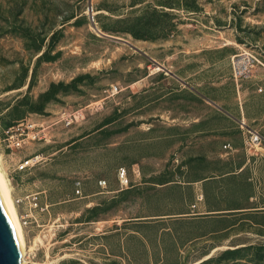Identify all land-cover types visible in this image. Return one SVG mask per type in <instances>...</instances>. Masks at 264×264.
<instances>
[{
    "label": "rangeland",
    "instance_id": "374dc122",
    "mask_svg": "<svg viewBox=\"0 0 264 264\" xmlns=\"http://www.w3.org/2000/svg\"><path fill=\"white\" fill-rule=\"evenodd\" d=\"M242 120L264 134V0H0L29 264H264V144L245 151ZM202 184L231 211L206 215Z\"/></svg>",
    "mask_w": 264,
    "mask_h": 264
},
{
    "label": "bare ground",
    "instance_id": "6f19581e",
    "mask_svg": "<svg viewBox=\"0 0 264 264\" xmlns=\"http://www.w3.org/2000/svg\"><path fill=\"white\" fill-rule=\"evenodd\" d=\"M242 121L244 122V120ZM5 172L0 156V201L9 222L20 264H29L26 256L32 247L30 248L27 244L21 216L13 196L12 185Z\"/></svg>",
    "mask_w": 264,
    "mask_h": 264
},
{
    "label": "built area",
    "instance_id": "2783aa9c",
    "mask_svg": "<svg viewBox=\"0 0 264 264\" xmlns=\"http://www.w3.org/2000/svg\"><path fill=\"white\" fill-rule=\"evenodd\" d=\"M117 91V86L112 87V91ZM73 115H69L67 116L64 121L66 123V125H70L73 121L72 118ZM74 118H76V116L74 115ZM34 127V125L32 126ZM241 129H242V133H243V144H244V148L245 151L247 153H255L257 152L264 144V134H262L261 132H259L256 129L251 128L250 126H248L245 122L242 121L241 125H240ZM13 146L20 148L23 145V140L19 137H16L14 135H7L6 138ZM224 148H230V145L227 144L224 146ZM35 162H32V160H28L25 163L21 164L19 166V170H23L29 166H32ZM118 178L119 181L122 185H127L129 183V179L127 177V171L125 168H121L118 171ZM106 181H99V185L101 187H105L106 186ZM21 200H17L16 202L19 203ZM26 217H28V215L23 216V219H26Z\"/></svg>",
    "mask_w": 264,
    "mask_h": 264
},
{
    "label": "water",
    "instance_id": "95a60500",
    "mask_svg": "<svg viewBox=\"0 0 264 264\" xmlns=\"http://www.w3.org/2000/svg\"><path fill=\"white\" fill-rule=\"evenodd\" d=\"M91 10L92 7L89 6V11ZM122 41L134 47L129 42L125 40ZM0 264H20L14 238L4 208L1 204V201H0Z\"/></svg>",
    "mask_w": 264,
    "mask_h": 264
},
{
    "label": "crops",
    "instance_id": "0c3cea01",
    "mask_svg": "<svg viewBox=\"0 0 264 264\" xmlns=\"http://www.w3.org/2000/svg\"><path fill=\"white\" fill-rule=\"evenodd\" d=\"M262 149V148H261ZM230 150L231 151H234V147L230 145ZM217 177H212V178H207L205 179V182L209 181V180H213V179H216ZM198 197H200V202L197 203V205L201 206V207H204L206 209V212L205 214L206 215H216V214H223L225 212H230L231 210H225V209H219L218 207L216 206H211V204H209V202H207L206 200V192L204 190V185L202 184V188H198ZM253 198V197H251ZM236 209V208H234ZM242 211V210H245L244 208H241V209H236V210H233V211ZM252 210V209H251ZM257 211V210H255Z\"/></svg>",
    "mask_w": 264,
    "mask_h": 264
},
{
    "label": "trees",
    "instance_id": "16d2710c",
    "mask_svg": "<svg viewBox=\"0 0 264 264\" xmlns=\"http://www.w3.org/2000/svg\"><path fill=\"white\" fill-rule=\"evenodd\" d=\"M13 126L12 124L6 125L5 128L11 127Z\"/></svg>",
    "mask_w": 264,
    "mask_h": 264
}]
</instances>
